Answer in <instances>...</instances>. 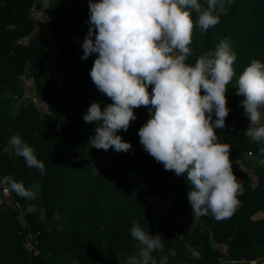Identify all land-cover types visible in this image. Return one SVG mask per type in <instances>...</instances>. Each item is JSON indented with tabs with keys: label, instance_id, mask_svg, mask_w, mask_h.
<instances>
[{
	"label": "trees",
	"instance_id": "1",
	"mask_svg": "<svg viewBox=\"0 0 264 264\" xmlns=\"http://www.w3.org/2000/svg\"><path fill=\"white\" fill-rule=\"evenodd\" d=\"M49 2L44 12L59 47L58 65L66 72L63 87L52 81L46 67L55 53L35 31L33 7L43 9L42 1L0 0V178L12 176L30 189L39 184L47 212L44 220L35 211L27 212L23 225L18 208L0 203V264H125L128 256L138 252L130 234L137 221L145 231L159 233L165 240L164 251L153 253L158 262L174 249L177 254L168 255V264H220L225 254L219 244L227 246L233 264H264V169L253 166L247 156L259 154L262 145L245 135L251 121L241 106L244 97L236 95L235 87L253 59L264 62V0H232L217 25L203 34L193 29V50L187 63L195 64L200 55L215 51L225 38L230 39L237 55L235 75L226 91L231 111L226 128L216 132L220 142L229 145L233 173L244 192L238 196L233 214L219 221L211 213L194 220L187 173L178 177L144 150L138 132L151 118V105L134 109L137 119L128 131L117 133L132 149L107 157L108 165L94 173L90 157L98 149L89 142L97 122L86 123L83 117L91 103L99 102L103 108L112 100L97 89L90 76L98 55L82 59L83 50H78L73 40L81 36V27L87 35L89 0ZM199 2L207 6L206 0ZM192 16L195 21L197 14ZM25 71L35 83L37 97L48 106L47 113L41 114L32 101L16 107L17 99L25 94L20 80ZM153 87L149 86L150 93ZM201 94H206L203 89ZM215 119L213 113V122ZM15 133L35 149L45 164V174L27 167L22 157L2 151ZM245 166L254 169L256 180ZM167 195L173 199V209L157 208L155 202ZM108 196L115 209L107 208ZM11 197L27 208L28 198L15 192ZM178 235L184 238L178 239ZM28 236L34 238V249L25 246ZM186 244L201 258L194 259Z\"/></svg>",
	"mask_w": 264,
	"mask_h": 264
},
{
	"label": "clouds",
	"instance_id": "2",
	"mask_svg": "<svg viewBox=\"0 0 264 264\" xmlns=\"http://www.w3.org/2000/svg\"><path fill=\"white\" fill-rule=\"evenodd\" d=\"M206 3L205 7L199 0H89L90 27L81 58L98 54L90 76L112 103L103 108L99 102L91 103L83 118L86 123L97 122L89 142L92 148L128 153L132 144L117 133L128 131L137 119L134 109L151 105V118L138 132L144 150L178 177L187 173L194 220L211 213L219 221L233 214L244 192L233 173L229 145L221 143L216 132L226 128L231 111L226 91L235 75L237 55L225 38L214 52L200 55L195 64L187 63L194 27L203 34L217 25L232 0ZM150 85H154L151 93ZM235 87L236 95L244 97L241 106L251 121L245 135L262 145L259 154L264 156V62L253 59ZM202 89L206 94H201ZM2 151L22 157L41 175L46 173L44 162L19 133ZM259 164L264 165V159ZM0 192L35 198L32 189L12 176L0 178ZM130 234L139 250L125 264H168V255L177 254L170 249L158 262L153 253L164 251L165 240L159 233L145 231L138 221ZM185 248L194 259L201 258L191 245Z\"/></svg>",
	"mask_w": 264,
	"mask_h": 264
},
{
	"label": "rangeland",
	"instance_id": "3",
	"mask_svg": "<svg viewBox=\"0 0 264 264\" xmlns=\"http://www.w3.org/2000/svg\"><path fill=\"white\" fill-rule=\"evenodd\" d=\"M41 1L43 2V9H41V11L35 12V16H34V18H35L34 21H35V25H36L35 31L38 30V32H40L41 36L43 37V40L47 41L48 45L51 46V48L53 49V51L55 53V58L53 60L47 61L46 67L49 69L50 77H51L52 81L56 85L63 87L66 84V72L64 69H62L58 65L59 47L57 45L54 32L51 29V26L49 23V17L44 12V10L46 8H48V6L50 5V2H49V0H41ZM81 31H82L81 36L76 37L73 40H74L75 45L78 48V50L82 51L83 50L82 44H83L85 37H86V28L81 27ZM94 54L98 55L97 53H94ZM20 80L24 86L25 94L21 98L17 99L16 107L19 108L21 105H24L29 101H32L36 105L37 109L39 110V112L41 114L47 113L48 112V106L37 97L36 90H35V83H34L33 79H31L29 71H25V73L20 77ZM231 92H232V87L227 92L228 97H230ZM262 122H264V121H262ZM250 124H251V122L249 123V126H250ZM122 153L123 152L118 153L116 151L113 153H108V152H105L104 150H97L90 157V165H91L90 167L93 169L94 173H99L108 165V163L105 161L107 157H111L113 155H122ZM247 156H248V158H249V160L253 166L261 167L264 169V165L259 164V160H261V157L259 154L255 155V154L249 153ZM245 167H246L249 175L251 176V178L253 180H256L257 176L254 172V169H252L250 167L248 168L247 166H245ZM31 189L35 193V198H28V206L26 209H23L22 207H20L14 201L13 197L5 199L10 195H7V197H3V199H1L2 200L1 202H6V208L7 207H11V208L15 207V208L19 209L21 222L23 223V225L27 223L26 219H25V214L29 211L37 212L39 218L42 220H44L47 216L45 206L43 205V202L41 199L42 198L41 186L39 184L35 183ZM110 196H108L110 201L107 200V202H106L108 204L107 208L110 207L109 209H111V208L115 209L114 208L115 204L112 202L113 199H112V197L110 198ZM155 205L157 206V208L162 209L164 211L172 210L173 209V199L171 198V196L167 195V196L159 198L155 202ZM33 239L34 238L32 236H28L26 241H25V246L29 250L34 249L36 247V244H35ZM218 246L222 249L223 253L225 254V258L220 259V262H221L220 264H233V262L227 256L228 255L227 246L219 245V244H218ZM241 264H260V263H258V261H255V262H251V263L243 262Z\"/></svg>",
	"mask_w": 264,
	"mask_h": 264
},
{
	"label": "built area",
	"instance_id": "4",
	"mask_svg": "<svg viewBox=\"0 0 264 264\" xmlns=\"http://www.w3.org/2000/svg\"><path fill=\"white\" fill-rule=\"evenodd\" d=\"M43 3V2H42ZM37 11H41V9H39L38 7H37V5H34V7H33V18H34V16H35V12H37ZM35 19V18H34ZM7 195H10V197H11V193H9V194H4V193H2V192H0V203H1V199H3V197H5V196H7Z\"/></svg>",
	"mask_w": 264,
	"mask_h": 264
}]
</instances>
